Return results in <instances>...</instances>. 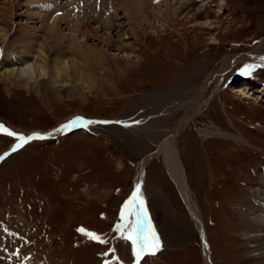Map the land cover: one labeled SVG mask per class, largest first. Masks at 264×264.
<instances>
[{
    "label": "rangeland",
    "instance_id": "obj_1",
    "mask_svg": "<svg viewBox=\"0 0 264 264\" xmlns=\"http://www.w3.org/2000/svg\"><path fill=\"white\" fill-rule=\"evenodd\" d=\"M2 1L0 9L14 4L5 12L8 22L0 20L11 37L19 35L20 25L39 27L26 15H17L25 12L24 5L35 3L32 12L48 5L46 13L56 15L51 10L56 6L69 20L98 26V36L109 41L104 46L89 33H71L62 25L69 39L103 51L102 68L91 74L86 70L93 65L85 64L83 76L90 77L86 85L58 93L44 90L42 83L24 87L0 81V124L26 136L53 129L58 133L57 126L77 117L128 122L127 127L94 123L70 133L62 129V134L31 140L2 160L0 222L25 237L2 249L18 251L17 264H134L127 237L135 234L125 230L120 213L142 177L137 203L143 202L160 247L155 254L145 250L137 263L204 264L203 237L157 153L171 137L203 226L210 263L255 264L241 215L264 183V97L256 101L260 95L255 92L264 90V61L257 62L264 57V0H191L168 23L151 18L152 29L123 21L115 0H109L110 9L121 29L103 28L109 19L105 11L97 21L99 9L90 18L75 1L76 16L67 6L70 0H51L52 6L41 0ZM164 1L151 0L150 6ZM201 5L203 11L197 10ZM6 45L0 40V61L17 57L13 45ZM122 45L123 50L118 48ZM240 56L250 59L234 60L205 82L228 58ZM248 65L257 67L251 75H242ZM245 76L253 78L246 82V101L230 91V84H242ZM183 78L184 84L175 85ZM237 136L250 144L234 140ZM17 143L16 137L0 131V154Z\"/></svg>",
    "mask_w": 264,
    "mask_h": 264
},
{
    "label": "bare ground",
    "instance_id": "obj_2",
    "mask_svg": "<svg viewBox=\"0 0 264 264\" xmlns=\"http://www.w3.org/2000/svg\"><path fill=\"white\" fill-rule=\"evenodd\" d=\"M41 1H44L45 4H47L49 1L52 6L51 0ZM74 1L82 7L87 17H90L95 9H99L101 13L98 16L97 21L100 19V16L106 12L109 19L107 20V24L103 26V28H119L118 24H115L118 17L116 13L114 14V12H112L113 9H110L111 5L109 4V0H70V4H67V6L73 8ZM150 1L151 0H115L118 7L120 6L119 9L122 10V20L125 22H129V24L133 25V27L139 29H143L144 25H146L145 28L152 29L153 27L149 25L151 18L156 22H159L160 20L168 23V21L170 20L169 18H176V15H178L177 13H179V11L187 5V2H189V4L191 3V0H165L156 8H151ZM170 1L173 2L171 3ZM2 3L9 2L8 0H3ZM147 3L149 4V7L147 6ZM32 4L35 3L24 5L23 9H25V12L17 15L19 17L26 15L25 17L27 20L39 23V27L35 26L34 24L32 25L33 27L29 26V28L26 27V25H20L17 28L19 30V35L11 37L9 35V30H7L5 26H0V40L7 41V45L12 44L14 49L18 52L17 57H4L0 61V81H6L9 79L13 83L24 87L30 86L31 84L35 85L42 83V88L44 90H52L57 93L62 88L70 89L72 87L86 85L90 77L88 75L83 76L85 64L93 65L94 69L90 67L88 70H86V72L88 71L89 73L93 74L94 72H96V70H99L100 67L102 68V62L105 60L106 55L102 53L103 51H92L91 49H89L90 47H88L86 43H82L80 39H69L68 33H63L64 30L61 28V26L67 25L66 29L71 33L80 32L84 34V32H87L90 34V37L93 41L101 43L104 46L108 45L109 40L107 38L98 36V33L101 31L99 30L100 28H98V26L97 28H94V25H92V23H90L88 20L84 22H74L73 20H69L68 15L66 13H59L56 6H53L51 8V10H55L56 15L46 13V11L50 9L48 5H40L36 9V12H32V10L36 8L32 6ZM13 6L14 4L11 2V8L5 6L4 8L0 9L1 21H4L5 23L8 22L6 18L8 15L5 12H9V10L11 12ZM203 6L205 5L198 6L197 10L201 11ZM195 16L196 15H194L193 17ZM9 18L11 20V16ZM49 20L51 21V24L49 22L50 25H48ZM205 24L208 25V29L212 28V24L210 22L206 21ZM104 34L105 33H103V35ZM59 37H61L60 40ZM125 39L129 38L126 36ZM122 42H124L123 38ZM119 45H121L120 42ZM118 48H122L123 50L124 45ZM255 55L259 59V55L256 52ZM238 58L242 60L250 59L245 58V56L228 58V60L225 62L226 64L219 67V71L215 72V74H212L205 80V82L221 74V70L223 71L224 69H226L227 66L230 65V63H233V61H236V59ZM262 60L264 61V59L261 58L260 60H257V62H262ZM186 81L187 79L183 78L179 83L175 85H179L181 83L184 84ZM230 86L231 93H238L239 95H241V98L243 100H249L250 96H247L246 94L249 88L246 87L245 82L240 85L233 86L230 84ZM198 90L200 91L199 88ZM255 92L256 96L260 95L258 96L256 101L261 100L264 97L263 89H260V91L256 90ZM50 132H52L53 134L60 133H54L55 129L51 130ZM233 139L236 141L243 140L247 144H250V142L244 139V137L242 136H237ZM157 153L162 156L166 171L174 181L181 197L183 198V201L185 202L189 212L192 215V218L194 219V222L196 223L203 237L204 264H211V261H209L208 258V248L205 244L206 240L203 234V226L201 225V220L195 204L193 203L189 195V189L186 185L182 169L183 167L178 159V153L171 137H168L162 142V144L158 147ZM149 158V156L146 158L144 164H146ZM257 193L259 195L255 199H257L258 201L256 202L255 199L251 200V202L248 204L249 211L245 214L242 213L241 219L244 232L250 233V237H247V240L245 241L247 244L251 245V247H249V253L253 254L252 258L254 259L255 264H264V183L259 186ZM260 199L262 201H260Z\"/></svg>",
    "mask_w": 264,
    "mask_h": 264
},
{
    "label": "snow or ice",
    "instance_id": "obj_3",
    "mask_svg": "<svg viewBox=\"0 0 264 264\" xmlns=\"http://www.w3.org/2000/svg\"><path fill=\"white\" fill-rule=\"evenodd\" d=\"M254 67H257V66H252V65L246 66V69L248 70H242L241 74L251 75V70H253ZM82 120L83 118L77 117L74 121H70L69 124L63 125L61 129H57L56 131L59 132L63 128H67L69 126L75 125L76 123H79ZM93 123L108 124L112 122L111 121H91V120L86 121V124H93ZM0 131L7 132L9 136H14L18 139V144L12 148L13 152L16 151L18 147H22L24 144L28 143L31 140L44 138L39 133H33L31 135L24 136L22 134L11 132L7 130L2 124H0ZM6 155L7 153H5V156ZM3 159H4V156H0V160H3ZM136 187H137V192H134L131 199L129 201H126L125 205L122 206L121 213H120V220L123 222V226L125 230H127L128 228H131L135 234L134 236L129 235L127 237V239L131 240L133 244V252L135 255L142 254L145 252V250H147L151 254H155V250L160 247L159 239L155 231L152 230L147 225V220H146L147 214L143 210V202L141 201L137 203L139 185H137ZM129 215L134 216L135 220L132 222L128 221L127 216ZM77 231L83 232L84 230L77 229ZM90 236L94 239H99V237H96L94 234H90ZM137 248H139V252H137Z\"/></svg>",
    "mask_w": 264,
    "mask_h": 264
}]
</instances>
